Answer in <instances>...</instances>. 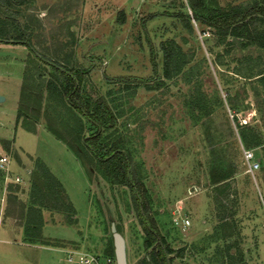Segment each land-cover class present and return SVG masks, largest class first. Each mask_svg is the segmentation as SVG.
Wrapping results in <instances>:
<instances>
[{
	"label": "rangeland",
	"instance_id": "rangeland-1",
	"mask_svg": "<svg viewBox=\"0 0 264 264\" xmlns=\"http://www.w3.org/2000/svg\"><path fill=\"white\" fill-rule=\"evenodd\" d=\"M253 1L0 0V39H27L39 54L0 41L9 44L1 55L27 49L26 108L17 122L18 82L0 58V87L9 96L0 101V131L48 164L10 158L32 169L28 181L41 187L35 162L56 169L67 188L48 198L67 209L72 199L82 221L92 213L110 253L114 221L129 264H264V46L233 30L221 35L201 18L205 8ZM249 27L263 38V17ZM44 59L73 71L83 97L109 104L114 119L91 140L94 151L103 156L116 144L126 154L161 245L144 228L123 155L101 159L88 147L84 137L96 126L70 104V82ZM246 148L259 158L257 169ZM222 171L228 176L214 182L212 173ZM20 183L0 177L12 196ZM62 211L66 220L75 212ZM181 217L190 219L187 227Z\"/></svg>",
	"mask_w": 264,
	"mask_h": 264
},
{
	"label": "crops",
	"instance_id": "crops-1",
	"mask_svg": "<svg viewBox=\"0 0 264 264\" xmlns=\"http://www.w3.org/2000/svg\"><path fill=\"white\" fill-rule=\"evenodd\" d=\"M8 45V43L0 42V51L9 48ZM17 48H19L17 49L18 55L0 54V58L5 57L4 62L8 61L2 65L5 67L3 71L14 76L18 82L12 99L14 108H16L15 114L19 105L23 82V59L27 50L24 45ZM0 94L5 96V100L9 98L8 93L1 87ZM29 132L35 136V139L43 136L40 131ZM12 138V134L0 131V155L8 154L10 158V152H14L18 154L17 156L22 162H27L24 161L25 156L27 158L33 156L41 158L48 164V161H45V158L38 153L23 154L25 153L23 148L19 144L17 145ZM9 165L25 179L22 181L23 183L17 184L16 194H19L17 196H12L0 184V261L6 259L4 264H116L115 257L108 250L107 238L100 237L98 229L101 231V228L93 225L92 213L88 212L86 220L82 221L81 214L77 212L71 199L75 212H71L73 214L70 213L66 220V214L61 209L33 203L30 193L32 183L28 181L32 169L18 166V162L11 158ZM49 170L67 188L57 170ZM86 202L91 206L88 199ZM32 206L33 208H31ZM40 214L43 224L39 230L36 221L39 220ZM27 217L30 222H27ZM94 230L98 232L95 233ZM85 259H89V262L85 263Z\"/></svg>",
	"mask_w": 264,
	"mask_h": 264
},
{
	"label": "trees",
	"instance_id": "trees-1",
	"mask_svg": "<svg viewBox=\"0 0 264 264\" xmlns=\"http://www.w3.org/2000/svg\"><path fill=\"white\" fill-rule=\"evenodd\" d=\"M257 5L258 3L256 2V0H254L252 4L248 3L246 5L237 4V5H232L230 7H223L216 5L215 9L212 10L209 8H205L204 10H209V13L207 17H201V18H205V20L209 25L217 27L221 35H226L229 31L233 30L234 34L237 35L247 34V37H250L252 40L256 41L259 45L264 46V33L262 34L263 38L261 36L260 38L255 37L252 35V32L249 27V24H254L256 20L262 19V17L264 18V5H260V6ZM193 6L202 7L203 6L202 0H200L199 2L193 0ZM255 12L259 13V15H262V17H258V15H253ZM194 16L198 17V15L196 14H194ZM7 40L8 39H0V41H5V42ZM8 42L23 43L27 47H29L30 50L34 51L36 55H39L38 53L35 52L33 45L27 39H19L18 37H16V39L8 40ZM44 61L46 63L51 64L55 68V70L66 76V78L70 82V86L65 87L66 94L68 95L67 96L68 101L84 117H86L88 121H90L92 124L96 126L95 130L92 133L85 135L84 137L88 147L91 148L92 151L101 159L108 157L107 160H109L110 158H113L114 155L116 154L123 155L125 161L124 171L130 182L132 189L136 192L135 199L137 200L138 203L137 208L139 214L141 215L144 228L149 234V239L150 240L156 239L161 245L159 234L154 227V219L148 217V215L146 214L143 197L138 192V186L135 183V177L132 172V167L130 165V161L126 156V154L121 149H119V147L116 144L111 145L108 153H106V155H103L104 157L102 155H99L97 151H94V146L92 145L91 140L101 136L104 128L111 126L114 119V115L112 113L111 108L109 107V104L103 97H98L94 102H91L89 99H86L81 95V93H79V87L77 84L76 76L73 71L55 62H49L47 59H44ZM165 73L169 75L168 65H165ZM26 78L27 75L23 73V82L21 86L19 105L16 113V122L19 120L22 110L26 108L24 102L25 101L24 90L26 88L25 85ZM35 165L37 167L38 174L44 179L45 186L41 187V185L37 183H35V185L34 183H32V187H34V190L31 192L32 202L37 203L39 205L43 204L45 206H49L61 210L63 209L70 210L68 212H71V210L74 209L73 206L70 209H67V206L64 205V203L52 202V200L48 198L50 195L52 196V198L56 200V196L61 191L62 183L60 182V180L49 170L48 166H46L45 163L37 161L35 162ZM212 174H213V181L215 182L227 177L229 173L222 171L217 175H214L215 174L214 172ZM31 208H33V206ZM27 222H30V219L28 217H27ZM36 223H38V229L40 230L43 224V218L41 214L39 220L36 221ZM111 254L114 256V249L113 252H111Z\"/></svg>",
	"mask_w": 264,
	"mask_h": 264
},
{
	"label": "built area",
	"instance_id": "built-area-1",
	"mask_svg": "<svg viewBox=\"0 0 264 264\" xmlns=\"http://www.w3.org/2000/svg\"><path fill=\"white\" fill-rule=\"evenodd\" d=\"M243 153L251 168L257 169L260 166V160L258 157H256L252 149L246 148L243 150ZM9 162L10 158L8 154L0 155V171L2 172L0 174V177L2 181L4 183H7L9 181L22 182L24 178L19 173L13 172V169L10 167ZM4 189L6 190V187H4ZM178 223L181 224L182 227H187L190 224V219L181 217V220H178ZM92 260H94V257H92ZM84 262L88 263L89 259H85Z\"/></svg>",
	"mask_w": 264,
	"mask_h": 264
},
{
	"label": "water",
	"instance_id": "water-1",
	"mask_svg": "<svg viewBox=\"0 0 264 264\" xmlns=\"http://www.w3.org/2000/svg\"><path fill=\"white\" fill-rule=\"evenodd\" d=\"M4 98V95L0 94V101L4 100ZM111 233L116 264H129L128 246L125 235L117 229L114 221L111 222Z\"/></svg>",
	"mask_w": 264,
	"mask_h": 264
}]
</instances>
